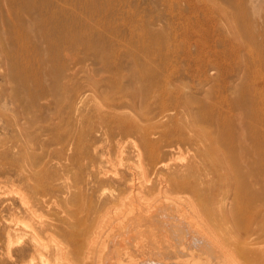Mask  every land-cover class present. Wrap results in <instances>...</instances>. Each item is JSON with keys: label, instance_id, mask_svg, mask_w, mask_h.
Listing matches in <instances>:
<instances>
[{"label": "rangeland", "instance_id": "1", "mask_svg": "<svg viewBox=\"0 0 264 264\" xmlns=\"http://www.w3.org/2000/svg\"><path fill=\"white\" fill-rule=\"evenodd\" d=\"M227 1L212 0L213 4L211 0H0V264H130L129 261L147 264L149 260L157 259L165 264H177L180 260L183 264L190 262L187 253L176 259L178 254H165L164 248L161 251L152 245L150 237H155L153 240L156 239L158 244L161 237L164 240L170 237L159 236L150 229H147L150 234L145 232L132 237L131 245H127L129 249L109 243L117 232L125 229L121 219L122 215H128L130 201L120 196L104 206L99 203L117 195L118 189L123 188L115 182L121 174L129 177L132 173L141 176L148 172L144 145L139 137L123 134L113 126L118 115H133L127 96L133 86V58L143 54L139 60L156 57L165 65H174L170 67L173 70L189 66L191 74L181 83L182 90L186 94L192 93L193 97L200 95L197 101L205 99L208 109H221L226 114L231 109L226 100L236 96L231 87L236 84L234 82L254 79L256 67L251 65L253 61H249L246 49L250 47L256 53L264 52L260 32L254 29L255 35L250 38L252 42L249 37H244H247L246 33L241 34L244 37L241 41L245 44L242 53L247 58L241 60L236 51L234 53L235 48L224 39L226 33L221 31L227 22L251 25V14L247 13L249 17L236 15V7L244 6L249 11L253 4L250 0ZM260 1L263 15L264 0ZM214 5L226 8H221L222 12L216 11L212 8ZM217 23L221 27H217ZM155 32H159L160 37ZM163 32H167L168 37ZM169 33L172 40L168 41ZM174 33H181L182 37ZM18 34L21 38L17 37ZM201 35L205 39L202 40ZM218 36L221 40L217 43ZM164 42L165 45L171 42L169 52L165 50ZM185 51L188 53H183ZM179 60L182 66L178 65ZM26 69L28 83L20 84L19 77ZM262 73L264 76V72L257 75L261 86L256 84V88L262 90L260 96L264 98ZM56 81H60L62 87L55 86ZM209 97L211 101L215 97L211 104ZM253 98L256 99L254 95ZM21 129L30 131L33 141L23 145ZM58 132L63 133L61 143L57 142ZM61 148H65L64 152ZM191 152L182 144L180 150L172 154L167 152L169 156L164 155L163 161L168 164L184 162ZM53 178L58 180L55 182ZM217 187L220 189L217 188V192L224 191V195L231 196L233 192L232 188L227 193L221 183ZM144 189L141 188L144 199H147H143L144 204L152 208L150 205L154 200L159 203L161 194L155 192L157 198L154 194L152 197V191L146 196ZM180 195L183 196H180L183 211L192 216L197 209L193 206L196 198L190 193ZM157 202L153 207L158 205ZM137 222L130 223L139 225ZM224 230L222 234L228 236ZM146 235L149 236L147 242ZM34 243L35 248L40 247L46 254V259L32 251ZM84 248L86 259L79 255ZM121 248H127L124 250L128 253H123ZM86 250L90 251L89 255ZM156 253L160 254L155 257ZM56 256L61 257L58 262Z\"/></svg>", "mask_w": 264, "mask_h": 264}, {"label": "bare ground", "instance_id": "2", "mask_svg": "<svg viewBox=\"0 0 264 264\" xmlns=\"http://www.w3.org/2000/svg\"><path fill=\"white\" fill-rule=\"evenodd\" d=\"M246 1L245 4L248 3ZM250 2H252L253 8H248V11L244 6H237L236 10L238 14L236 15L245 16L249 12V14H251V25L242 24L241 26V24L239 25V23L230 24L231 22H227L228 25H222L220 22L219 24L222 25V27L218 23L217 24L219 26L216 25L217 27H221V31L226 33V35H224V39L229 42L228 44L232 45L235 48V50L233 49V51L234 53L236 51L237 58L240 59L246 58V55L242 53V50L245 47V44L243 43V41H241L242 37L245 35L243 34V32L247 34V37H244H249L248 39H250L255 35L254 29H257L262 37V39L260 38V40L264 45V14L262 15L263 8L261 6V1L250 0ZM211 3L214 4L212 0ZM220 4H222V2ZM247 5L249 4H246V7H249ZM229 6L232 7L231 4H229ZM250 6L252 7V5ZM224 7V5L223 7H219L218 5L217 8L214 5V7L212 8L216 9V11L218 9V11L222 12L221 8L223 9ZM212 8L210 7L209 9ZM223 12V16L225 19V11L223 10ZM237 12L235 11V13ZM228 13L230 14L229 11L227 12V14ZM232 13L231 15H233ZM249 14L247 15L248 17ZM216 15L218 14L216 13ZM230 19H232L233 21V18ZM21 25L23 27V24ZM191 25H193V23ZM183 26H185V24ZM161 30L164 31L163 29ZM155 33L153 34L160 37L157 32ZM170 33H172V31ZM170 33L167 40L171 38ZM163 34L168 37L167 32H163ZM241 34H243V36ZM178 35H180V38L182 37L181 33ZM175 36L173 38L174 42H176ZM17 37H20V35ZM64 37L66 38V35ZM65 38L62 37V39ZM200 38H202V40L205 39L204 37H202V35ZM24 39L25 38H23V40ZM217 40V43L219 42V40H221L219 36ZM251 40L253 41V39H250V41ZM256 40L258 39L256 38ZM177 42L180 46L179 41ZM28 43L26 42V45ZM170 43H167L165 45L164 42V45L166 46L164 48L167 52H169V49H171L169 47ZM254 43L253 45H255ZM23 44H25V42ZM200 47L202 48V46ZM180 49L181 47L179 48V50ZM158 50L161 51L160 49ZM188 50L190 51V49ZM229 51H231V47ZM246 52L247 56L249 57V61H253L251 65H254L256 67L255 75L253 74L254 79H252L251 82H249L248 79L247 81L242 80L241 82L235 81L234 83L236 84H233L231 86L233 89H230L234 90L233 92L234 94H236V96L230 98V101L226 100L228 104L231 105L229 114H226L223 110L221 111V109L214 111L208 109L209 105L205 104V99H199V101L196 100V98L201 97L200 95L196 96L197 94L194 93L195 97H193L191 95L192 93L186 94L187 92L185 93L182 90L181 83H183L185 79H187V77L191 74L188 71V65V67L185 69L179 70L177 68L173 70L170 67L174 65H165L164 63L159 62L156 57H151L149 59L143 58L142 60H139V58L143 57L144 54L137 59H135L136 57L133 58L134 62L131 60V62L134 63L132 66L133 70L131 76L133 86L127 96L129 97V100L132 104L131 107L133 109V115H118L113 120V126H115V128L123 134H134L139 137L140 141L144 145V156L147 158L148 166H146V168L148 172H144L141 176L132 173L129 177H125V174H121L120 177L115 180V182L118 185H123V188L118 189L117 195L115 194V196H113L112 198L99 203L100 205L104 206L107 203L114 202V200H116L120 196L124 199L128 198V200L130 201L129 203L127 202L128 211H126V213L128 212V215H122L121 219V222L124 226L122 225V223L121 225L125 229H122L119 233L117 232V234L115 235L116 238L114 237L109 243L112 242L113 245L118 244V248L120 247L119 244L127 247L128 243H130V239H133L135 236H140L141 234H145V232H149L150 234V231H156V234H158L159 236L160 234H162L161 236L165 234L167 237L169 236L170 239L168 238L169 240H167L165 237V239L167 240L166 241L162 239V237L160 239L158 236H156L157 238L162 240L161 243L158 244L156 243V239L153 240L155 237L153 239L152 237H150L151 239L149 238V240L151 244L160 248L161 251L162 248H164V250L166 251L165 254L167 252L175 255L178 254L175 257L176 259L180 254L187 253L186 255L191 257L188 264H264V98L260 96L262 90L257 91L256 88V84H258L256 79L257 75H259L261 72H264V52L256 53L253 49H250V47L246 49ZM183 53H186V51ZM191 53L189 54L190 57ZM200 54L201 52H199V55ZM187 56L188 55H186V57ZM184 57L185 56H183V58ZM188 58L189 57H187V59ZM193 60L194 59H192V61ZM181 64L179 60L178 65ZM242 73H244V71ZM262 75L263 73L261 74V76ZM242 77L243 75H241V78ZM251 77H249V79ZM114 78L118 79V77ZM27 79L29 80L28 70L21 77H19V83L24 84L28 81ZM261 79L262 83L264 84V76H262ZM231 81L227 82L231 83ZM54 85L57 87H62L60 81H56ZM211 87L213 88V86ZM212 88H210L209 90H211ZM191 89L192 88H190V90ZM227 89L228 88H226V90ZM202 93L206 92L203 91ZM212 94L213 93H211V95ZM220 95H222V93ZM253 95L254 97H256V99L253 98ZM213 99L215 100V97L212 98V101L211 98L209 99V104L214 102ZM219 99L221 100V98ZM200 101L202 102L201 105ZM20 132L21 135H23V145H25L26 142L33 141V136L30 131L28 132L21 129ZM62 135V132L56 133L57 142L61 143V141H64L62 140ZM182 144L187 147L189 152L191 150L192 154H190L189 157L187 156L188 158L184 162H177L175 164L165 163L163 161L164 155H168L167 152L172 154L173 151H177V149L180 150ZM62 145L66 146L65 143H63ZM64 149L65 148H61L62 151ZM28 153L30 154V152ZM187 154L188 153H186V155ZM38 155L39 157H41V153H39ZM170 158L171 156L169 157V159ZM164 159H166L167 161L168 157L165 156ZM174 160L177 159L174 158ZM152 175L155 177H159H154L153 179ZM52 177L53 175L51 176V178ZM53 180L55 179L53 178ZM57 180L58 179H56L55 182ZM220 183L222 185H225V187L227 188V193L228 191H230V189L233 188L231 196H228L226 194L224 195V191L223 193L217 192V186ZM143 187L145 188L144 191L147 192V195L145 194L146 196H149V192L152 191L153 193H151V196L154 194L156 198L157 196L155 192L161 194V196H159V198L161 197V199H159V203L155 200L153 202L154 204L157 202V206L153 207V204L150 205L152 206V208L149 207V205L148 208L146 207V203L144 202V200L146 201L147 199H144V196L141 192V188ZM54 189L55 188H53V190ZM218 191H220V189ZM181 193H190L196 198L193 206H195V208L197 209L192 216L188 214V211H183V207L181 204L183 200H180ZM192 196L190 195V197ZM182 197L183 196H181V198ZM227 197H230V199ZM124 199H122V201ZM184 200L186 201L187 199L184 198ZM151 201L149 202L152 204ZM209 206H211L212 208H210ZM134 221L144 222L143 224L137 222V224L139 225H132V223L130 222L134 223ZM221 225H223L226 229L224 228V230ZM144 226L145 228H143ZM147 229H150V231H147ZM222 230H224V232H226L227 230L228 236L225 234L223 235ZM148 237L149 236H147L146 239L143 238L142 241H144L145 239L147 242ZM250 241L252 242L248 243ZM133 243V245H136L135 242ZM38 244L40 245L39 241ZM147 244L150 243H146V245ZM110 245L111 247H114L112 244ZM182 246L185 247L182 248ZM226 246H228L229 248H227ZM139 247L137 249H139ZM142 247L145 248V246ZM127 248L121 249L124 250ZM158 248L156 249L159 250ZM32 249L33 252L39 253L42 259L47 258L46 254L41 252L40 247L35 248V243L33 244ZM86 249L88 250L89 248ZM145 249L148 250L147 247ZM87 250L86 254L90 253V251ZM116 250H118L117 247ZM141 250H143V248ZM125 251L127 250H124V252H122L126 253ZM84 252L85 248L83 249V252L79 253V255H81V257L86 256ZM145 252L146 251H144L143 253ZM114 253L116 254L115 251ZM159 254L155 255V257H157ZM169 255L168 259L171 256ZM59 257L60 256H56L57 262ZM112 257L110 258L112 259ZM84 258L82 261L86 259ZM151 258L153 257L151 256ZM157 260H149V262H146L147 264H165L161 262L159 263V261ZM179 262L180 264H183L181 260ZM129 263L131 264L132 262L129 261Z\"/></svg>", "mask_w": 264, "mask_h": 264}]
</instances>
